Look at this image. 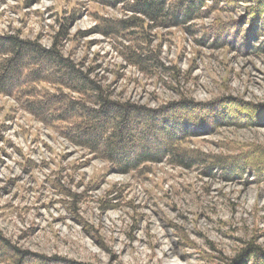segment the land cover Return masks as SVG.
Wrapping results in <instances>:
<instances>
[{
    "label": "rangeland",
    "instance_id": "rangeland-1",
    "mask_svg": "<svg viewBox=\"0 0 264 264\" xmlns=\"http://www.w3.org/2000/svg\"><path fill=\"white\" fill-rule=\"evenodd\" d=\"M213 2L217 10L181 28L146 21L104 34L134 15L90 0H0V36L56 46L113 102L152 110L183 99L220 105L205 110L216 123L210 129L188 126L194 133L180 149L192 158L121 172L68 139L64 125H45L23 102L0 95V238L29 255L22 264H227L251 244L264 249V173L253 162L236 175L207 168L210 159L249 152L264 163V110H257L264 106V31L249 48L218 42L227 22L249 28L254 2L206 0L207 8ZM55 88L46 86L47 94L88 99ZM230 105L227 124L219 108ZM148 130L145 143L125 145L132 157L164 141L154 126ZM4 252L0 264H12L6 259L17 255Z\"/></svg>",
    "mask_w": 264,
    "mask_h": 264
},
{
    "label": "trees",
    "instance_id": "trees-1",
    "mask_svg": "<svg viewBox=\"0 0 264 264\" xmlns=\"http://www.w3.org/2000/svg\"><path fill=\"white\" fill-rule=\"evenodd\" d=\"M90 1L107 7L120 5L134 15L127 21L107 25L106 30L102 32L104 34H119L133 27L141 28L146 21L149 23L146 26L152 28H181L194 19L202 18L209 10H217L215 3L217 1L207 8L206 0ZM251 1L254 5L247 8V16L252 21L249 28L243 32L240 30L243 23L241 25L238 22H227L218 27V42H227L233 46L238 43L249 48V43L260 37V33L264 31V24L259 27L258 22L264 15V0ZM133 57L135 59L137 56ZM153 59L150 58V61L155 60ZM144 60L146 61L145 58ZM48 85L69 90L81 97L88 96L87 101L89 100L88 102L96 108H90L84 100L86 98L70 100L62 95H49L46 91ZM0 95L23 102L27 111L45 125H64L61 131L65 132L68 139L110 161L121 172L138 170L144 163L158 162L164 158L179 163L192 158L193 155H187L188 152H182L180 149L185 140L194 133L188 126L210 129L209 125L213 126L216 123L213 122L214 116L211 113L206 114L205 110L220 106L203 107L183 99L178 103H170L152 110L128 103L113 102L103 94L98 84L65 59L56 46L44 49L35 42L14 36H0ZM248 105L242 104L241 108L245 107L244 109L250 113L255 106ZM232 109V105L219 108L220 113L228 116L225 118L227 124L231 123L229 114ZM257 110H264V106ZM129 126L138 128L140 132L126 130L125 128ZM151 126H154L155 132L164 141L158 145L156 151H146L143 145V153L132 157V153L126 151L125 145L132 144L133 141L138 144L145 143L146 140L142 136L147 134ZM258 156L249 152L235 158L210 159L212 167L207 168L208 170L226 168L227 171L230 170L229 173L236 175L239 170L249 167L250 162H253L252 167L258 173H264V163H256L261 157ZM189 165L191 166V163ZM6 245L0 238V262L3 256L8 257L4 251L17 255L15 260L11 256L6 259L12 264H22V261L29 257L25 252L7 249ZM3 247L6 250L3 251ZM38 261L40 264H46L44 259L39 258ZM227 264H264V249L251 244Z\"/></svg>",
    "mask_w": 264,
    "mask_h": 264
},
{
    "label": "bare ground",
    "instance_id": "bare-ground-1",
    "mask_svg": "<svg viewBox=\"0 0 264 264\" xmlns=\"http://www.w3.org/2000/svg\"><path fill=\"white\" fill-rule=\"evenodd\" d=\"M207 121V120H206Z\"/></svg>",
    "mask_w": 264,
    "mask_h": 264
}]
</instances>
